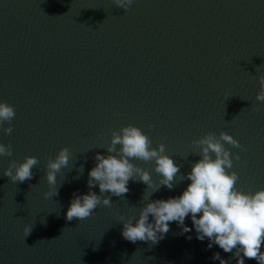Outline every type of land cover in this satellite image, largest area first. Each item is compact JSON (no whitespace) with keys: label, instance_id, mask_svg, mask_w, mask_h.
<instances>
[{"label":"water","instance_id":"1","mask_svg":"<svg viewBox=\"0 0 264 264\" xmlns=\"http://www.w3.org/2000/svg\"><path fill=\"white\" fill-rule=\"evenodd\" d=\"M262 75L264 0H134L126 12L112 0H0V101L16 110L12 134L0 129V143L13 149L0 157V264H220L216 252L236 264L196 238L190 215V232L170 222L155 245L125 240L117 214L138 217L141 182L130 180L124 198L112 196L111 208L88 219L68 222L66 212L74 193L89 191L88 172L97 153L107 154L111 131L128 124L153 147L164 143L181 174L200 158L191 141L227 132L247 149H231L241 157L238 187L264 188ZM63 147L72 156L57 174L59 195L45 199V165ZM25 156L39 163L31 180L14 184L2 173ZM134 162L158 182L152 162ZM176 182L150 199L179 196L190 183ZM92 191L100 194L98 185Z\"/></svg>","mask_w":264,"mask_h":264},{"label":"clouds","instance_id":"2","mask_svg":"<svg viewBox=\"0 0 264 264\" xmlns=\"http://www.w3.org/2000/svg\"><path fill=\"white\" fill-rule=\"evenodd\" d=\"M112 2L114 6L126 12L134 0H112ZM258 83L259 91L255 100L264 103V75L258 77ZM229 97L231 96L226 94V99ZM15 116V105L0 101V129L6 135H11L13 132L11 125ZM5 123L9 125L6 128L3 127ZM148 127L152 129L154 126ZM152 143L147 133L132 124L112 130L110 142L106 147L107 154L97 153L94 157L95 165L88 172L89 191L83 195L73 194L67 208L66 220L83 221L93 216L100 207L111 208L113 206L111 197L124 198L129 192L130 180L141 182L146 185V189H152V192L146 194L145 189L138 217L117 214V222L123 224L121 235L125 240L131 243L151 242L155 245L170 231V222H176L182 233L190 232L192 229L185 225V218L190 215L196 238L200 241L207 238L208 249L217 245L225 253H232L236 264H245V259L264 264V250H262L264 188L254 192L244 191L238 187L240 176L234 170V161H240L241 157L238 152H232L231 149L245 152L247 151L245 146L227 132L221 131L219 135L212 131L206 132L200 138L191 141L192 145L199 149L196 155L200 158L191 164L190 172L181 174V166L166 154L165 144L159 143L153 147ZM100 148L105 149L103 145ZM5 156H13L11 143L7 145L0 143V157ZM71 156L69 148L63 147L55 158H48L45 178L49 190L44 193L45 199L59 195V187L62 184L57 187V174L62 168L68 167ZM137 160L154 164L153 170L159 176L158 182L153 181L149 170L134 162ZM38 163L36 156H25L23 162L13 159L2 175L14 184L24 183L33 178L32 170ZM77 171L83 173V165ZM178 175L180 182L190 181L179 196L150 199L151 195L158 192L161 187L173 190L177 185ZM97 185L99 195L92 191ZM41 223L46 221L43 220ZM33 226L34 222L24 226L25 237L31 234ZM212 259L219 260L220 264H230V261L221 258L219 252L214 253Z\"/></svg>","mask_w":264,"mask_h":264}]
</instances>
